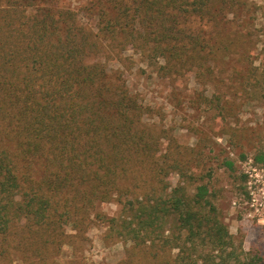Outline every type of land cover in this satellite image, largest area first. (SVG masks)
Listing matches in <instances>:
<instances>
[{
	"label": "trees",
	"instance_id": "1",
	"mask_svg": "<svg viewBox=\"0 0 264 264\" xmlns=\"http://www.w3.org/2000/svg\"><path fill=\"white\" fill-rule=\"evenodd\" d=\"M61 1L0 0V264H264L196 171L212 158L175 144L112 65L131 48L163 78L194 75L205 88L192 100L229 120L249 101L237 92L264 98L248 86L246 37L230 30L247 0H88L82 16ZM253 160L264 168V144ZM112 201L108 217L99 205ZM96 220L125 243L114 263L86 255Z\"/></svg>",
	"mask_w": 264,
	"mask_h": 264
},
{
	"label": "rangeland",
	"instance_id": "2",
	"mask_svg": "<svg viewBox=\"0 0 264 264\" xmlns=\"http://www.w3.org/2000/svg\"><path fill=\"white\" fill-rule=\"evenodd\" d=\"M87 2L62 0L61 5L82 16ZM235 24L230 30L235 29L246 37L239 51L248 50L255 66L248 86L264 90V0H247V9L235 19ZM123 53L125 62L112 65L123 69L131 90L155 108L159 114L157 123L171 130L175 144L201 150L212 158L204 167L196 169L197 173L216 191L221 217L235 237V243L241 241L245 253L258 254L264 259V168L256 166L253 160L259 145L264 144V98L253 99L249 94L247 98L244 91L237 92L238 102L249 101L239 109L237 116L222 122L212 110L200 105L199 99L192 100L205 88L194 75L175 81L163 78L157 72V65L146 61L133 49L128 48ZM238 59L239 54L232 61L224 62L220 69L230 72ZM237 76L238 70L232 77ZM211 93L209 86L207 94ZM262 93L259 91L260 95ZM167 143L165 141L164 145ZM218 157L233 160L234 170L213 161ZM170 180L174 186L180 177L173 174ZM190 189L192 191L193 187ZM120 209L117 201L99 205V210L108 217L118 216ZM108 232L106 223L100 220L92 225L86 250L89 259L114 263L125 255L124 241L111 237Z\"/></svg>",
	"mask_w": 264,
	"mask_h": 264
}]
</instances>
